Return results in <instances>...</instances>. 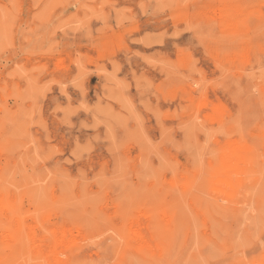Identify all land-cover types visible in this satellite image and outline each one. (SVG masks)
<instances>
[{
	"label": "rangeland",
	"instance_id": "1",
	"mask_svg": "<svg viewBox=\"0 0 264 264\" xmlns=\"http://www.w3.org/2000/svg\"><path fill=\"white\" fill-rule=\"evenodd\" d=\"M0 264H264V0H0Z\"/></svg>",
	"mask_w": 264,
	"mask_h": 264
}]
</instances>
